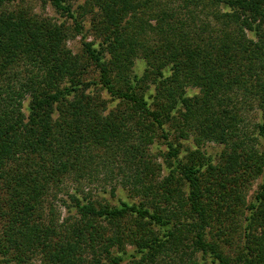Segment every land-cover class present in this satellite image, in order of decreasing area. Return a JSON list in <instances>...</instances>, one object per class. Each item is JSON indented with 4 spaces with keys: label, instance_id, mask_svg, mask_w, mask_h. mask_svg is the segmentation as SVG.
<instances>
[{
    "label": "trees",
    "instance_id": "16d2710c",
    "mask_svg": "<svg viewBox=\"0 0 264 264\" xmlns=\"http://www.w3.org/2000/svg\"><path fill=\"white\" fill-rule=\"evenodd\" d=\"M44 1L65 21L0 0V264H264V0H83L78 54L71 0ZM168 125L197 149L160 164ZM107 170L143 201L78 198Z\"/></svg>",
    "mask_w": 264,
    "mask_h": 264
},
{
    "label": "rangeland",
    "instance_id": "374dc122",
    "mask_svg": "<svg viewBox=\"0 0 264 264\" xmlns=\"http://www.w3.org/2000/svg\"><path fill=\"white\" fill-rule=\"evenodd\" d=\"M71 4L73 6L74 11L77 10L81 5L84 4V1L81 0H71ZM25 7L29 9L32 13H35L42 17H49L51 19H57L58 21H65L66 17H62L60 14L56 12V10L51 6L49 2H46L44 0H26ZM79 21L82 23V34H79L73 38L68 43L69 48L73 51L74 54H78L82 51V44L84 42H94L96 41L95 31L93 30V21L95 20L93 15L86 14L85 16H81V13L78 12ZM69 25H71L72 21L70 20ZM99 42V41H98ZM136 65L134 67V74H137L139 76H142L146 64L143 60L137 59L135 61ZM102 94L106 96V93L102 91ZM261 120L260 116L258 115V112L255 110H252L248 114V123H246L245 128L247 129V132L249 135L256 137L257 129L255 125L259 123ZM166 129L168 131V141L165 140V138L157 139L156 142L150 147V152L152 155H154L155 160L157 163H164L165 156L168 153V143H173L176 147L178 146V143L181 144V155L180 158H185L187 153L189 151H195L197 149L196 145L193 143L192 139L189 140H179L175 141V133L173 131V127L171 125L166 126ZM175 129V128H174ZM170 133V134H169ZM258 149L264 148V139H261L259 142ZM202 152L210 159L213 160V162L216 164L219 161V158L221 154L224 152V146L218 145L216 143H207L201 147ZM116 175V174H115ZM111 177L109 175V171H103L100 174L99 182H96L91 185L90 187V195L86 196L87 193L80 192L78 195V198L81 200L86 198H91L92 200H95L97 203L102 205H110L112 207H119L121 203H128L130 205L133 204H139V202H142L143 200L140 199L139 196H135V194H131L129 191V188H125L120 183L119 178L115 177L112 181L107 180V177ZM166 176V172L162 174V177ZM261 183V180L254 181L251 186L249 187V190L247 192V200L249 203H251L254 200V197L256 193L259 190V185ZM71 189L73 188V185L66 187V192L59 195V199L62 200H68L67 194L72 192ZM114 189V190H112ZM69 204V203H68ZM70 205V204H69ZM61 206V205H60ZM59 204L57 206V210H59V213H61V217L65 218L68 216L66 209ZM130 252H132V248H129ZM172 258H162V261H160L161 264H175V262L172 263ZM175 261L177 259L176 263L181 262V260L178 261V258H174ZM195 261L198 264H219L211 255H204V254H197ZM35 264H40V261H36ZM183 264H188L187 258L183 259Z\"/></svg>",
    "mask_w": 264,
    "mask_h": 264
}]
</instances>
